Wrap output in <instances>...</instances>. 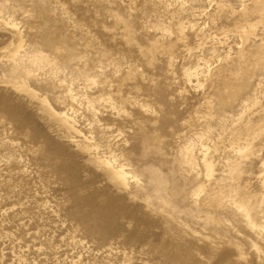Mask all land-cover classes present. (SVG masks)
I'll list each match as a JSON object with an SVG mask.
<instances>
[{
  "label": "rangeland",
  "instance_id": "374dc122",
  "mask_svg": "<svg viewBox=\"0 0 264 264\" xmlns=\"http://www.w3.org/2000/svg\"><path fill=\"white\" fill-rule=\"evenodd\" d=\"M0 264H264V0H0Z\"/></svg>",
  "mask_w": 264,
  "mask_h": 264
}]
</instances>
